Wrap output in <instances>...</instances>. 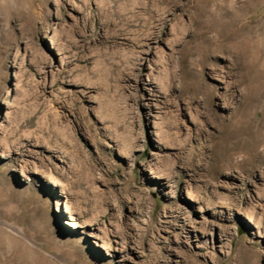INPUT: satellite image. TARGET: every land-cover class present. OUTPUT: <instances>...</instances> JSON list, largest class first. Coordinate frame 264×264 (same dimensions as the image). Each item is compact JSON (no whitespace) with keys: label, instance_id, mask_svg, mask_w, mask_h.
Masks as SVG:
<instances>
[{"label":"rangeland","instance_id":"rangeland-1","mask_svg":"<svg viewBox=\"0 0 264 264\" xmlns=\"http://www.w3.org/2000/svg\"><path fill=\"white\" fill-rule=\"evenodd\" d=\"M0 264H264V0H0Z\"/></svg>","mask_w":264,"mask_h":264}]
</instances>
